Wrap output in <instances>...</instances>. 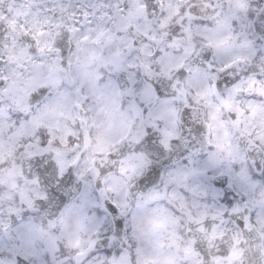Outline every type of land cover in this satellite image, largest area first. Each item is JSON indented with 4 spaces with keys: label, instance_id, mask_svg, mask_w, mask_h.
<instances>
[{
    "label": "clouds",
    "instance_id": "obj_1",
    "mask_svg": "<svg viewBox=\"0 0 264 264\" xmlns=\"http://www.w3.org/2000/svg\"><path fill=\"white\" fill-rule=\"evenodd\" d=\"M0 264H264V0H0Z\"/></svg>",
    "mask_w": 264,
    "mask_h": 264
}]
</instances>
